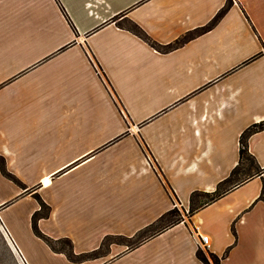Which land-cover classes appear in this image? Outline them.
<instances>
[{
  "label": "crops",
  "instance_id": "crops-1",
  "mask_svg": "<svg viewBox=\"0 0 264 264\" xmlns=\"http://www.w3.org/2000/svg\"><path fill=\"white\" fill-rule=\"evenodd\" d=\"M232 1L198 33L228 0H0V156L21 182L0 168V224L20 264H205L201 237L220 264H264V130L240 157L264 121V0ZM39 198V229L88 257L34 233Z\"/></svg>",
  "mask_w": 264,
  "mask_h": 264
},
{
  "label": "trees",
  "instance_id": "trees-1",
  "mask_svg": "<svg viewBox=\"0 0 264 264\" xmlns=\"http://www.w3.org/2000/svg\"><path fill=\"white\" fill-rule=\"evenodd\" d=\"M232 3H233L232 0H228V2L225 4V6L218 12V14L209 23V25L207 27H205L204 29H202L201 31H197V32L201 33V32L207 31V30L213 28L214 26H216L218 24V22L225 16V14L228 12V10L231 8ZM126 27L128 30H130L131 32H133L134 34H136L137 36H139L140 38H142L143 40H145L146 42L151 44L157 50L166 51V50H169L172 48V46L165 47V46H162L159 43L151 40L150 37L147 34H145V32L138 25H136L132 22H129V25ZM193 36H195V33L189 34L187 36V39L192 38ZM261 130H264V121L252 125L248 129H246L243 132V134L241 135V140H240L241 163H242V161H245L246 163L248 162L250 164H255V159L249 153L248 140L252 134H254L258 131H261ZM0 168H1L2 174L5 177L14 181L17 184H21V182L8 171L7 166H6V161L2 156H0ZM239 169H240V167L236 168L232 172L231 176L228 179L221 182L218 186V189L215 192H213V193H205V192H200V191L193 192L191 194V205H190L189 213L192 214V213L196 212L197 210H199L200 208L205 207V206L211 204L212 202H214L215 200H217L223 194L225 186L228 183H231L234 181V178H235ZM259 173H261V169H260ZM39 203L41 205V209L39 211H37L33 216L34 233L39 238H41L45 243H47L51 247V249H53L54 251L59 252V253H64L73 262H79V261L85 259L86 257H88L89 255L77 256L74 253L73 243L70 239L65 238V239H60V240H54V239L48 237L47 235H45L39 229L38 220L41 218L48 217L50 214V207L48 205H46L42 201V199H40V198H39ZM167 221H168V224L162 225L164 222H167ZM181 221H182V214L178 208H174V209L168 211L163 216H161V218L158 220L159 225L162 228H164V227L166 228L167 226H172V225L178 224ZM111 240H112L111 238H107L103 242V245L108 244ZM197 256L205 264H211V262L213 264H220L221 263L220 257H218L217 255L212 254V253H210L209 255H206L203 251L199 250L197 253Z\"/></svg>",
  "mask_w": 264,
  "mask_h": 264
},
{
  "label": "rangeland",
  "instance_id": "rangeland-1",
  "mask_svg": "<svg viewBox=\"0 0 264 264\" xmlns=\"http://www.w3.org/2000/svg\"><path fill=\"white\" fill-rule=\"evenodd\" d=\"M248 163V162H247ZM181 213L182 211L179 210ZM168 224L164 222L162 225ZM212 261V260H211ZM0 264H20L18 258L13 254L9 241L0 224Z\"/></svg>",
  "mask_w": 264,
  "mask_h": 264
},
{
  "label": "built area",
  "instance_id": "built-area-1",
  "mask_svg": "<svg viewBox=\"0 0 264 264\" xmlns=\"http://www.w3.org/2000/svg\"><path fill=\"white\" fill-rule=\"evenodd\" d=\"M208 241H209L208 237H201L200 238V240H199V247H200L201 250H203V251L206 250L205 248L208 245Z\"/></svg>",
  "mask_w": 264,
  "mask_h": 264
},
{
  "label": "water",
  "instance_id": "water-1",
  "mask_svg": "<svg viewBox=\"0 0 264 264\" xmlns=\"http://www.w3.org/2000/svg\"><path fill=\"white\" fill-rule=\"evenodd\" d=\"M49 181V179H46V182H48Z\"/></svg>",
  "mask_w": 264,
  "mask_h": 264
}]
</instances>
